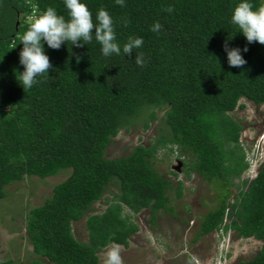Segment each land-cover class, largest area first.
I'll return each instance as SVG.
<instances>
[{
	"label": "trees",
	"instance_id": "16d2710c",
	"mask_svg": "<svg viewBox=\"0 0 264 264\" xmlns=\"http://www.w3.org/2000/svg\"><path fill=\"white\" fill-rule=\"evenodd\" d=\"M236 2L125 0L121 7L114 0H86L93 16L100 7L109 12L121 45L140 36L142 47L105 57L94 39L59 49L45 43L48 74L23 89L14 74L23 70L20 36L47 7L65 17L67 10L63 0H0V201L7 188L27 179L67 176L25 219L36 257L27 264H100L108 247L128 249L139 231L135 215L149 210L154 224L156 215L173 213V192L175 200L182 198V183L175 186L155 168L159 152L175 149L188 158L187 178L196 173L220 187L219 206L203 219L194 242L220 231L227 216L224 232L263 244L239 264H264V162L254 181L234 186L237 197L229 200L233 182L248 168L243 126L233 113L244 109L242 100L264 105V45L248 43L230 23ZM155 21L162 26L158 33L150 30ZM226 43L241 48L246 63L240 68L228 65ZM135 53H142L143 66L135 64ZM153 123L157 135L148 147L105 158L120 132L138 124L147 131ZM80 223L84 242L73 234Z\"/></svg>",
	"mask_w": 264,
	"mask_h": 264
},
{
	"label": "rangeland",
	"instance_id": "374dc122",
	"mask_svg": "<svg viewBox=\"0 0 264 264\" xmlns=\"http://www.w3.org/2000/svg\"><path fill=\"white\" fill-rule=\"evenodd\" d=\"M239 105L244 109H236L233 115L243 126L240 142L246 156H250L256 148H260L262 154L264 105L257 107L245 100ZM139 126L135 125L128 134L120 132L106 149L105 158L122 159L137 146L148 147L157 135L158 123L151 124L147 131ZM179 155L183 158L178 159ZM179 161L181 164H178ZM187 162L188 158L176 149L173 153L159 152L155 168L175 186L178 182L182 183V198L175 200L173 192L170 195L173 213L156 215L154 224L149 210H143L132 218L139 232L129 239L128 249L120 248L121 264H239L253 259L261 250L262 243L252 239L240 240L232 234L222 242L225 248L222 257L219 256L217 243L219 234H209L194 242L203 219L219 206L220 187L204 182L196 173L187 178L182 170ZM66 177L63 175L44 181L27 179L7 188L8 197L0 201V262L11 260L15 264H27L36 259L26 238L25 219L30 210L42 206L46 199L52 197L53 188ZM244 180L245 175H242L241 179L233 182L230 202L237 197L235 187ZM95 208L101 213L104 204L99 203ZM73 230L77 241H87L84 223L74 225ZM111 247L99 255L100 264H105L106 253Z\"/></svg>",
	"mask_w": 264,
	"mask_h": 264
},
{
	"label": "clouds",
	"instance_id": "9594fccd",
	"mask_svg": "<svg viewBox=\"0 0 264 264\" xmlns=\"http://www.w3.org/2000/svg\"><path fill=\"white\" fill-rule=\"evenodd\" d=\"M114 3L123 7L125 0H114ZM63 6L67 10V17L58 14L55 8L49 6L31 19L26 30L20 36L19 43L22 47L18 57L23 70L15 71L14 74L23 89L31 88L39 82L38 77L48 74V69L51 65L45 52V43L51 49H59L62 43L70 42L71 46L81 47L94 39L100 45L101 55L105 57L114 54L120 55L121 51L125 55H130L143 45V38L140 36H129L121 45L117 41L113 18L103 7L98 8L93 16L86 0H63ZM166 11L171 12L172 8L168 7ZM124 22L125 24L127 23L126 20ZM230 23L239 29L238 32L245 37L248 43L255 41L264 45V0H260V3L256 6H254L253 0H237L231 11ZM161 27L159 21H155L151 25L150 30L158 33ZM224 50L230 67L240 68L246 63V60L241 55V48H229L226 43ZM243 51H247V46L243 48ZM134 62L138 66H143L142 53H135ZM262 139H264V136ZM259 151L261 149L256 148L251 155L249 154L250 156H246L245 162L248 164V168L242 174L245 175L243 182H252L257 178L264 162V153L262 151V158V154ZM178 164H181V162L179 161ZM229 224L230 220L226 216L222 229L213 232L214 234H219L217 243L219 256L221 257L223 252H225L222 242L228 239L227 236L232 234L237 238L231 230L224 232L225 226ZM120 248L122 247L114 245L107 251L105 264H121Z\"/></svg>",
	"mask_w": 264,
	"mask_h": 264
}]
</instances>
